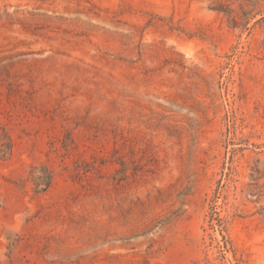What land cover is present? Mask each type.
Returning <instances> with one entry per match:
<instances>
[{"label": "rangeland", "instance_id": "1", "mask_svg": "<svg viewBox=\"0 0 264 264\" xmlns=\"http://www.w3.org/2000/svg\"><path fill=\"white\" fill-rule=\"evenodd\" d=\"M0 264H264V0H0Z\"/></svg>", "mask_w": 264, "mask_h": 264}, {"label": "trees", "instance_id": "2", "mask_svg": "<svg viewBox=\"0 0 264 264\" xmlns=\"http://www.w3.org/2000/svg\"><path fill=\"white\" fill-rule=\"evenodd\" d=\"M35 172L36 173L40 172L43 174V176H41V177H34L33 178L35 189L38 192L46 191L50 186V174H49V172L45 168H39Z\"/></svg>", "mask_w": 264, "mask_h": 264}]
</instances>
